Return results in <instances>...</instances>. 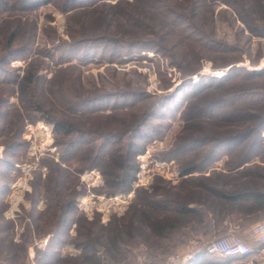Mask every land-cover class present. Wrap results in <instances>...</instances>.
<instances>
[{
  "label": "rangeland",
  "instance_id": "rangeland-1",
  "mask_svg": "<svg viewBox=\"0 0 264 264\" xmlns=\"http://www.w3.org/2000/svg\"><path fill=\"white\" fill-rule=\"evenodd\" d=\"M61 1L28 12L0 11V51H3L6 38L18 20L25 23L26 33L34 31L32 28L36 26L31 58H39L43 66L40 73L51 80L44 86L41 98L45 107L58 115L66 114L58 106L57 97L71 91L89 95L144 89L157 99L181 89L190 77L195 82L202 77L224 75L230 67L221 65L227 62L233 61L235 66L248 71L260 72L264 69V35L258 34L264 28V0H233L241 10L246 11L244 13L248 15L249 22L241 20L237 11L224 0H102L70 11L61 7ZM101 35L119 42H148L150 47L159 46L161 52L150 48L138 51L141 48L138 46L140 48H136L135 52L125 55L126 60L111 62L108 55L101 58L96 47L93 50L96 54L89 55L81 62V56L75 54L72 55L73 60L61 61L63 58L60 59L59 55L63 50L65 56L68 55V42L71 40L77 41L84 36L94 39ZM195 36L200 38L196 39ZM90 43L98 44L97 40ZM227 46H235L239 50H217ZM31 58L13 60L11 66L23 73ZM196 69L197 73H190ZM230 85L231 90L263 88L264 79ZM6 90L9 89L0 87V94L4 95ZM9 101L22 107L18 96H10ZM143 107L147 108L138 105L128 112L124 109V112L119 110L113 115H108L111 111L107 110L105 115L77 117L75 122L81 127L97 128L99 132L116 131L123 124L135 122L138 116L136 111ZM13 110L9 115L12 124L18 122ZM0 111H3V106ZM30 113L27 111L26 117ZM242 114H251L254 118L241 117L232 122L217 119L214 122L186 119L179 112L177 117L168 119L170 126L163 136L147 143L145 153L138 156L141 169L133 190L128 193H109L106 180L97 169H84L75 175L67 171L54 173V164L60 160V148L55 144L53 124L43 119L31 122L26 118L21 135L26 147L22 150L19 163L9 174V191L0 205L3 216L1 223L13 225V252L6 255L8 243L4 242V233L0 234V250H3L0 264H39L37 259L47 248L49 239L57 235L58 227L53 230L54 234L48 233L55 223L47 211L46 201L50 196L56 198L53 196L56 192H60L59 198L63 201L72 196L76 201L74 222L70 220L69 225L62 228L65 233L60 238L64 242L60 246L56 244L60 256L71 259L70 264L79 259L81 264H163L175 255L183 258L191 256L193 264H264V244L256 249L254 238L245 236L242 231L236 232L242 228L239 225L233 227L234 231L229 234L245 239L253 248L252 254L225 262L220 257H212L208 263H195L200 254L198 250L208 241L223 235L202 236L203 227H195V219L191 221L190 217H180L175 210L176 203L188 202L195 206L199 199L211 201L206 191L199 190L201 184L195 183L217 186L218 179H221L217 176H199V181H182L180 166L193 163L198 158L188 154L180 156L182 152H177V145L201 133L216 131L225 134L251 125L259 116H264V102L239 103L229 110L231 116ZM46 130L50 133L48 137L44 134ZM261 135L260 152L251 158L248 165L250 171H258L263 177L243 176L239 178L242 179L240 181L248 177L264 184V128ZM3 148L1 144L0 157ZM246 149L244 146L231 155H224L210 169L194 174L210 175L214 167L220 169V173L223 170L228 172L226 161L238 160ZM84 155L81 153L82 157ZM78 163L81 166L84 164ZM48 176H51V180L47 182ZM55 183L60 186L56 188ZM164 198L170 199L169 206L156 204ZM257 223H264V220L257 221L252 227ZM161 225L166 227L161 230ZM96 235L99 239L95 243L97 258L94 260L83 254L81 243L87 240V236L94 240Z\"/></svg>",
  "mask_w": 264,
  "mask_h": 264
},
{
  "label": "trees",
  "instance_id": "trees-1",
  "mask_svg": "<svg viewBox=\"0 0 264 264\" xmlns=\"http://www.w3.org/2000/svg\"><path fill=\"white\" fill-rule=\"evenodd\" d=\"M100 1L102 0H62L61 7L65 11H70L83 8L79 6L92 5ZM224 1L237 11L241 20L249 22V17L245 14L246 11L241 10L240 5L235 4L233 0ZM54 2L58 3V0H0V11L6 9L28 12ZM26 30L25 23L18 20L6 38L3 51H0V87L5 86L9 89L6 90L4 95L0 94V107L3 106V111H0V145L4 146L0 157V205L3 204L9 191V174L16 167V163H19L22 150L26 147L21 135L27 119L31 122L43 119L53 124V131L56 136L55 144L60 148L58 153L60 160L54 164V173L67 171L75 175L84 169H97L104 176L105 186L110 189L109 193H128L133 190V184L137 180L141 169L138 156L145 153L147 143L163 136L165 129L170 126L167 123L168 119L177 117L179 112L186 119H207L214 122H217V119L222 121L229 119L232 122L241 117L242 119H252L254 117L251 114L231 116L229 110L239 103L264 102V87L230 89L232 87L231 83L239 81L249 83V81L255 79H264V69L260 72L248 71L244 67L235 66L234 62L231 61L221 65L222 67H230L224 75L220 77L218 75L209 78L202 77L195 82L190 77L186 79L188 81L181 89H176L174 92L157 99L144 89L116 90L111 93L106 91L107 93L99 92L89 95H81L71 91L68 93L70 94L69 97L68 94L64 93L57 97V102L59 103L58 106L65 110L66 115H58L51 109H47L41 98L44 86L51 80L45 74L40 73L43 66L39 58H31L32 46L36 40V26L32 28L34 31L30 33H26ZM261 30L263 31L261 32ZM261 30L258 34L264 35V28ZM19 38H22V40L17 41ZM80 38L77 41L71 40L68 42V55L65 56L66 52L63 50L59 55L60 59L63 58L61 61H71L73 60L72 55L75 54V56H81V58L79 57V62H81L85 58H89L96 47L97 54L99 53L101 58L105 55L110 56L109 60L111 62L126 60L125 55L135 52L136 48L140 47L138 51L150 48V50L161 52L159 46L150 47V43L144 41L119 42L104 38L102 35L94 39L89 36ZM195 38L199 39L200 37L195 36ZM95 40L98 42L97 45L90 43ZM209 48L211 49L213 46H209ZM217 50L234 52L239 49L235 46H227L220 47ZM51 56L55 57L52 54ZM29 58L31 60L26 64L23 73L11 66L13 60H26ZM74 66L78 67L77 65ZM197 72L196 69L190 73ZM179 91L181 93H178ZM178 94L181 95L178 96ZM10 96H18L23 107L21 108L26 110L25 113L22 112L20 106L9 101ZM138 105H145L147 108L143 107L138 112L136 111L137 120L127 125L123 124L116 131L99 132L97 128L81 127L75 122L77 117L105 115L107 110L111 111L108 115H113L119 110L128 112ZM12 109H14V115L18 118V122L14 124H12L13 121H9L10 110ZM27 111H31L29 117H26ZM263 128L264 116L261 115L251 125L241 127L240 130L225 134L216 131L201 133L185 139L177 145V152H182L181 155L179 154L180 156L188 154L195 155L198 158L193 163L180 166L182 181H199L197 180L199 176L203 178L221 177V179H218L219 185L217 186L208 187L203 182L195 183L196 185L201 184L199 190L206 191L207 197L211 196V201H207L205 198L203 202L199 199L195 202V206L190 205L188 202L176 203V214L180 217H190L191 221L195 219L197 223L194 226H199V229L203 227L202 236L209 237L216 234L215 230L219 227L225 229L227 227V224H225L226 218H229V223H236L243 228L256 223L262 218L264 214V184L259 183L257 180L248 179V177L244 181H240L242 179L239 178L252 175L262 176L258 171H250L248 164L251 158L260 152ZM244 146L247 149L238 160L234 162L226 161L228 172L221 171L220 173L214 167L210 170V175L204 173L194 174V172H202L212 167V164L224 155H231ZM81 153L86 155L82 157ZM78 162L84 164L81 166ZM50 180L51 176H48L46 181ZM58 186L60 184L55 183V187ZM196 190L194 187V191ZM53 196L56 198L52 196L46 198L48 202L47 211L51 213L55 223L52 228L48 229V233L54 234L53 230L58 227L56 230L57 235L55 238L52 239L51 237L49 239L47 248L38 257L37 261L39 264H70L71 259L61 257L56 246L64 242L60 238L65 233L62 228H66L70 220L74 222L77 210L76 201L74 196L63 201L59 198L60 192H56ZM170 203V199L164 198L157 201L156 204L166 207ZM259 212H262V215ZM1 222H3V216L0 210V234L4 233V242L8 243L6 255H12L10 251H12L13 244V225ZM165 225H168V223ZM165 225H161V230L166 227ZM224 233L220 235H226V231ZM86 238L87 240L81 243L83 254L96 260L95 243L98 242L99 238L96 235L95 242L90 236ZM256 242V249L264 244V242ZM2 251L0 250V255ZM250 254L222 257L201 252L195 259L197 260L195 263H208L212 257H220L225 262L231 258L247 257ZM79 260L73 264H81ZM193 262L194 260H191L189 264H193Z\"/></svg>",
  "mask_w": 264,
  "mask_h": 264
},
{
  "label": "built area",
  "instance_id": "built-area-1",
  "mask_svg": "<svg viewBox=\"0 0 264 264\" xmlns=\"http://www.w3.org/2000/svg\"><path fill=\"white\" fill-rule=\"evenodd\" d=\"M250 238H254L256 241L264 242V223L255 224L250 231ZM205 252L208 254H216L222 257H236L244 256L253 252V248L246 242L245 239L235 235L226 234L221 237L208 241L197 253ZM191 256L181 257L175 255L167 259L163 264H188Z\"/></svg>",
  "mask_w": 264,
  "mask_h": 264
},
{
  "label": "crops",
  "instance_id": "crops-1",
  "mask_svg": "<svg viewBox=\"0 0 264 264\" xmlns=\"http://www.w3.org/2000/svg\"><path fill=\"white\" fill-rule=\"evenodd\" d=\"M217 171L218 170H220V169H216ZM222 170V169H221ZM222 172H226V171H222ZM207 175H209V174H207ZM261 215H262V212H259ZM260 220H264V214L262 215V218L260 219ZM259 220V221H260ZM225 224H227V227L224 229L223 227H219V228H217L216 229V234L217 235H220L221 233H224V231H226V234H229L230 232H232V231H234L233 229V227H235L237 224L236 223H229V218H226V220H225ZM254 224V223H253ZM253 224H251V225H249V226H246V227H242L241 228V230H236V232L237 231H242V233L245 235V236H247V235H249L250 234V231H251V227H252V225ZM239 227V226H238ZM225 234V233H224Z\"/></svg>",
  "mask_w": 264,
  "mask_h": 264
},
{
  "label": "bare ground",
  "instance_id": "bare-ground-1",
  "mask_svg": "<svg viewBox=\"0 0 264 264\" xmlns=\"http://www.w3.org/2000/svg\"><path fill=\"white\" fill-rule=\"evenodd\" d=\"M217 75H221V74H217ZM222 75H223V74H222ZM44 134L46 135V137H48V135H50L49 130H46V131L44 132Z\"/></svg>",
  "mask_w": 264,
  "mask_h": 264
}]
</instances>
